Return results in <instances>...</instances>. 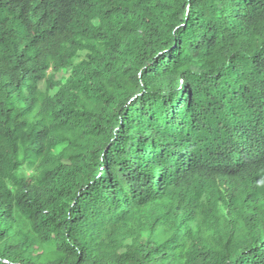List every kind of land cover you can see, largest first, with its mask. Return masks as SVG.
Masks as SVG:
<instances>
[{
    "label": "trees",
    "instance_id": "1",
    "mask_svg": "<svg viewBox=\"0 0 264 264\" xmlns=\"http://www.w3.org/2000/svg\"><path fill=\"white\" fill-rule=\"evenodd\" d=\"M0 264H264V0H0Z\"/></svg>",
    "mask_w": 264,
    "mask_h": 264
},
{
    "label": "rangeland",
    "instance_id": "2",
    "mask_svg": "<svg viewBox=\"0 0 264 264\" xmlns=\"http://www.w3.org/2000/svg\"><path fill=\"white\" fill-rule=\"evenodd\" d=\"M60 76L65 77L66 76V72L65 71L60 72V74H58L57 77H60Z\"/></svg>",
    "mask_w": 264,
    "mask_h": 264
}]
</instances>
